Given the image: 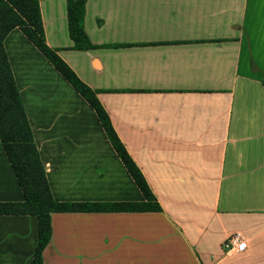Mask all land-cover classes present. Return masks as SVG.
<instances>
[{
	"label": "crops",
	"instance_id": "0c3cea01",
	"mask_svg": "<svg viewBox=\"0 0 264 264\" xmlns=\"http://www.w3.org/2000/svg\"><path fill=\"white\" fill-rule=\"evenodd\" d=\"M39 0L44 39L106 111L159 212L50 215L43 264H264V0ZM3 47L57 203L145 201L94 110L15 28ZM24 200L0 142V203ZM233 233L242 253L222 245ZM37 219L0 215V264H31Z\"/></svg>",
	"mask_w": 264,
	"mask_h": 264
},
{
	"label": "trees",
	"instance_id": "16d2710c",
	"mask_svg": "<svg viewBox=\"0 0 264 264\" xmlns=\"http://www.w3.org/2000/svg\"><path fill=\"white\" fill-rule=\"evenodd\" d=\"M85 0H66V18L73 50L95 48L84 31ZM18 28L53 68L94 110L107 139L145 201L140 203H57L53 200L44 168L16 88L3 47L7 34ZM98 91L82 83L44 39L39 0H0V142L24 200L0 203V215H30L37 219V244L31 264H43L41 253L50 239V215L58 212H159L141 172L117 137L110 119L97 99Z\"/></svg>",
	"mask_w": 264,
	"mask_h": 264
},
{
	"label": "built area",
	"instance_id": "2783aa9c",
	"mask_svg": "<svg viewBox=\"0 0 264 264\" xmlns=\"http://www.w3.org/2000/svg\"><path fill=\"white\" fill-rule=\"evenodd\" d=\"M226 252L242 253L246 250V241L240 233H233L223 243Z\"/></svg>",
	"mask_w": 264,
	"mask_h": 264
}]
</instances>
